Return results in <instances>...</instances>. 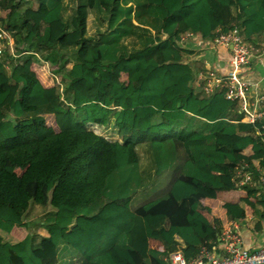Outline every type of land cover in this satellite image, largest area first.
<instances>
[{
    "label": "trees",
    "instance_id": "1",
    "mask_svg": "<svg viewBox=\"0 0 264 264\" xmlns=\"http://www.w3.org/2000/svg\"><path fill=\"white\" fill-rule=\"evenodd\" d=\"M0 23V264L190 262L242 211L262 228L264 192L234 177L246 163L258 181L264 119L205 93L178 42L237 26L256 45L264 0H0Z\"/></svg>",
    "mask_w": 264,
    "mask_h": 264
},
{
    "label": "built area",
    "instance_id": "2",
    "mask_svg": "<svg viewBox=\"0 0 264 264\" xmlns=\"http://www.w3.org/2000/svg\"><path fill=\"white\" fill-rule=\"evenodd\" d=\"M188 35L192 33H185L181 38ZM8 40V33L0 23V57ZM213 42L230 49V69L225 74L211 71L200 72L196 77L197 82H204L203 91L205 93H211L216 88H223L224 97L227 100L239 103V111L243 114V120L250 123L256 122L264 114V111L259 110L264 104V94L251 100L248 95L249 83L242 79L240 74V69L248 65L255 55L256 46L242 38L240 28L237 26L229 32L220 33L213 39ZM246 167V163L236 167L234 181L239 187L249 184L252 180V174L246 170ZM258 172L257 182L264 187V171ZM241 243L237 224L230 222L219 235V245L223 252L221 255L212 253L206 247H201L197 257L187 262L181 252L175 251L169 255V264H264V246L250 251L242 248Z\"/></svg>",
    "mask_w": 264,
    "mask_h": 264
},
{
    "label": "crops",
    "instance_id": "3",
    "mask_svg": "<svg viewBox=\"0 0 264 264\" xmlns=\"http://www.w3.org/2000/svg\"><path fill=\"white\" fill-rule=\"evenodd\" d=\"M256 35V47L257 51L252 57L248 65L243 66L240 69V74L242 79L249 83L248 95L251 100H254L260 94H264V39ZM12 39L9 38L8 45L10 46ZM179 46L184 49L193 50V54L181 53L182 60L189 62L195 69L196 77L200 72H214L217 74H225L230 69V49L226 47H221L216 45L213 40L204 39L198 34L188 35L178 42ZM253 44V43H252ZM255 45V46H256ZM38 56V54H34ZM259 110L264 111V104L259 108ZM264 119V114L260 117ZM244 165V163H241ZM257 172H263L264 166L258 165L256 168ZM259 173V172H258ZM251 185L257 188V192L253 197L249 198L250 202H257L260 194L264 192V187L258 184V182H250ZM243 187V186H242ZM242 193L232 192L233 196H240V199L245 198V191L241 190ZM6 207H0V210H4ZM222 208V207H221ZM225 210L224 208H222ZM245 210V209H244ZM237 212V211H236ZM259 213H254L250 210L242 211L241 218L238 220H230L238 226V231L240 233L242 243L241 247L248 250H255L258 247L264 246L262 242L255 241L254 236L260 231H264V221L262 222V228L255 227V220L259 218ZM256 215V216H255ZM264 215V211H263ZM44 235V234H43ZM220 235V234H219ZM219 240V236H218ZM217 255H221L220 245L217 243V250H215Z\"/></svg>",
    "mask_w": 264,
    "mask_h": 264
},
{
    "label": "rangeland",
    "instance_id": "4",
    "mask_svg": "<svg viewBox=\"0 0 264 264\" xmlns=\"http://www.w3.org/2000/svg\"><path fill=\"white\" fill-rule=\"evenodd\" d=\"M37 14H34V16H33V18H32V20H34V19H37ZM258 45H256V47H257ZM254 53H256V52H254ZM29 54V56H31V57H29V60H28V58L27 57H25V58H21V60L19 61V65H23V66H25L27 69H24V68H22V70H34L35 72H37L39 75H43V72L41 71V70H39V69H34V68H42V69H45V70H48V66H47V64H42L41 65V60L37 57V56H35L33 53H28ZM27 54V55H28ZM36 65H39V67L38 66H36ZM22 66V67H23ZM43 77V79H46V77L45 76H42ZM47 80V79H46ZM49 81L51 82V80L49 79ZM17 85H15L14 86V88H12V93H11V96H14V94H15V91H16V89H17ZM11 98V97H10ZM48 122H51V120L49 119V121ZM135 133H130V132H125L123 135H122V137H124V136H126V135H134ZM237 192L238 193H242V191L241 190H237ZM223 208V207H222ZM222 208H218L221 212H223L222 210ZM250 211H252L251 209H250ZM42 212V207H41V205L40 204H36V203H34V204H32L31 205V207H30V209H28V211L26 212V214H25V217H24V221H26L27 223H28V225H29V227H30V230H31V232H37L38 233V238L37 239H39V237H40V235H46V233H45V229L41 226V228H38V229H36V227H37V225H38V222H39V218H40V213ZM253 212V211H252ZM27 231H25V230H22L21 228H18V231H17V233H20V235H21V237L26 233ZM10 238H16V236L14 235V237L11 235L10 237H9V239ZM254 240L255 241H260V242H262V244L264 245V231H260L257 235H255L254 236Z\"/></svg>",
    "mask_w": 264,
    "mask_h": 264
},
{
    "label": "water",
    "instance_id": "5",
    "mask_svg": "<svg viewBox=\"0 0 264 264\" xmlns=\"http://www.w3.org/2000/svg\"><path fill=\"white\" fill-rule=\"evenodd\" d=\"M230 48H231V46H230Z\"/></svg>",
    "mask_w": 264,
    "mask_h": 264
}]
</instances>
